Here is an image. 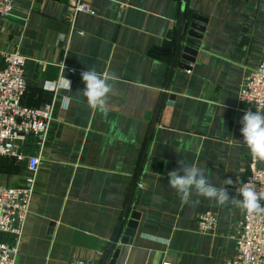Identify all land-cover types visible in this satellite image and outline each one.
Masks as SVG:
<instances>
[{
    "label": "crops",
    "instance_id": "obj_1",
    "mask_svg": "<svg viewBox=\"0 0 264 264\" xmlns=\"http://www.w3.org/2000/svg\"><path fill=\"white\" fill-rule=\"evenodd\" d=\"M86 1L96 14H80L74 27L68 0H14V14L0 17V65L6 51L27 58L24 103L55 102L23 232H0V241L16 244L15 264H102L110 248L104 264L117 248L115 264H225L244 211L194 192L190 200L199 202L185 203L168 173L180 160L195 164L240 198L249 149L239 91L245 73L264 62V0H186L188 20L206 18L190 69L181 58L174 64L183 0ZM88 68L114 77L107 118L81 93ZM24 150L35 153L36 142ZM0 160V182L21 185L26 161ZM133 210L136 231L123 244ZM206 211L218 218L213 232L198 230Z\"/></svg>",
    "mask_w": 264,
    "mask_h": 264
},
{
    "label": "built area",
    "instance_id": "obj_2",
    "mask_svg": "<svg viewBox=\"0 0 264 264\" xmlns=\"http://www.w3.org/2000/svg\"><path fill=\"white\" fill-rule=\"evenodd\" d=\"M82 13L96 14L86 0H68L66 18L72 27ZM14 14V0H0V17ZM26 56L16 51H6L0 65V158L14 157L26 161L27 175L21 185L7 186L0 182V232H9L19 239L36 192L41 155L48 139L52 121L54 99L41 107L24 103L27 91L24 65ZM240 105L247 110H264V62L245 73L239 91ZM33 139L38 147L35 153L26 154L24 144ZM248 171L242 182L243 187L251 180L258 190H264V164L247 154ZM236 189V192H237ZM238 194V193H237ZM218 218L212 211L198 216L200 232H213ZM235 255L225 264H264V217L243 214L236 234ZM17 246L0 241V264H15ZM69 264H88L75 260Z\"/></svg>",
    "mask_w": 264,
    "mask_h": 264
},
{
    "label": "clouds",
    "instance_id": "obj_3",
    "mask_svg": "<svg viewBox=\"0 0 264 264\" xmlns=\"http://www.w3.org/2000/svg\"><path fill=\"white\" fill-rule=\"evenodd\" d=\"M115 2V0H114ZM82 81L85 84L81 92L86 98L87 105L98 112L104 118L109 115L108 97L113 92V86L109 80L114 79L107 74L98 73L94 68L81 73ZM65 87L71 89V81L65 78ZM71 105V98L65 95L61 102L63 109H68ZM241 134L243 144L246 146L253 159L264 161V112L248 110L241 119ZM179 152V149H177ZM181 167L168 173L169 186L180 196L185 203L195 206L199 201H191L190 197L194 192L198 197L207 198L215 202L218 206L229 203L238 206L241 211L248 215L264 217V190H258L255 184L249 180L243 187L237 189L239 199L230 197L227 188L217 187L205 174V171L195 164L178 161ZM243 173L244 169H240ZM231 179L225 180L224 185H231Z\"/></svg>",
    "mask_w": 264,
    "mask_h": 264
},
{
    "label": "water",
    "instance_id": "obj_4",
    "mask_svg": "<svg viewBox=\"0 0 264 264\" xmlns=\"http://www.w3.org/2000/svg\"><path fill=\"white\" fill-rule=\"evenodd\" d=\"M186 0H183L181 12L179 16V24H178V32L176 38V46H175V54L176 58L174 60V64L177 63L178 58H181L183 61L179 62V65L184 69H190L191 64L195 60V56L197 54V48L200 46V39L202 38V34L205 31V26L201 23L206 21V18L199 14H193L189 20L186 18ZM245 29L242 31L244 32ZM242 34L240 35L241 38ZM129 210V206H128ZM139 213L137 211L131 212V218L127 223V227L124 230V235L121 237V243L125 244L132 241V237L135 234L137 227V218ZM117 238L114 239V241ZM114 246V243L112 247ZM112 248L109 249L106 254L102 264L106 262L108 256L110 254ZM119 248L115 250L112 255V260L110 264H115L116 259L118 257Z\"/></svg>",
    "mask_w": 264,
    "mask_h": 264
},
{
    "label": "rangeland",
    "instance_id": "obj_5",
    "mask_svg": "<svg viewBox=\"0 0 264 264\" xmlns=\"http://www.w3.org/2000/svg\"><path fill=\"white\" fill-rule=\"evenodd\" d=\"M1 159V158H0ZM0 163H1V160H0ZM2 174H0V176H1Z\"/></svg>",
    "mask_w": 264,
    "mask_h": 264
}]
</instances>
